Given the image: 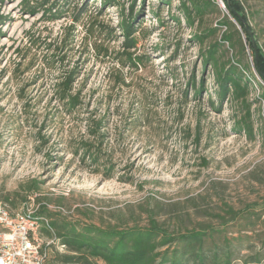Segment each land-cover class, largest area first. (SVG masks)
Instances as JSON below:
<instances>
[{
  "label": "rangeland",
  "instance_id": "rangeland-1",
  "mask_svg": "<svg viewBox=\"0 0 264 264\" xmlns=\"http://www.w3.org/2000/svg\"><path fill=\"white\" fill-rule=\"evenodd\" d=\"M24 1L0 0L7 16L0 23V198L9 197L13 210L100 226L155 220L184 232L218 226L228 207L264 197L262 135L250 140L229 132L234 106L217 111L205 91L197 98L187 84L194 69L201 75L200 47L188 41L195 28L171 17L179 0L171 6L137 0L140 27L130 47L120 21L121 5L127 13L132 0L106 7L102 0H30L54 4L53 12H65L58 19L42 8L26 10ZM216 1L202 28L229 16L223 0ZM244 4L256 13L250 21L264 48V0ZM159 6L163 22L152 15ZM126 51L144 61L122 63ZM72 70L78 71L73 93L79 90L82 101L75 112L56 93V83ZM207 76V90L214 92ZM98 119L106 126L103 161L113 164L112 176L74 152L81 141L97 143L88 128ZM38 134L49 143L41 146ZM34 180L40 190L32 193ZM42 241L45 263L62 264L53 258L65 248L46 235ZM247 254L244 249L240 257Z\"/></svg>",
  "mask_w": 264,
  "mask_h": 264
},
{
  "label": "trees",
  "instance_id": "trees-1",
  "mask_svg": "<svg viewBox=\"0 0 264 264\" xmlns=\"http://www.w3.org/2000/svg\"><path fill=\"white\" fill-rule=\"evenodd\" d=\"M141 1L144 5L145 0ZM244 1L223 0L229 16L225 15L215 26L206 28H202L205 18L218 7L216 0H179L178 15L171 17L180 26L195 28L188 41L200 47L201 75L197 78L194 69L187 80L195 97L200 98L205 91L210 106L220 112L225 103H231L234 115L229 132L244 134L250 140L261 134L264 140V48L250 21V16L254 17L256 13H249ZM136 2L132 0L127 13L121 5L120 26L128 47L136 46L138 39L136 32L140 24L136 18L140 11L135 9ZM160 2L171 6V0ZM43 5L44 2L24 1L26 10L34 12L42 8L49 19H58L65 13L61 9L53 12L54 4L49 8ZM108 5H119V0H102L103 7ZM82 10L75 13L77 19ZM160 10L162 6L153 10L152 15L163 22ZM6 18L0 13V23ZM122 55V63L128 62L134 67L145 58L128 51ZM208 73L213 78L214 92L207 90ZM77 75L78 71L72 70L56 83V93L69 112L77 111L82 104L80 91L73 93ZM91 125L88 131L97 143L81 141L74 152L81 153L86 166L94 165L96 171L112 176L115 172L113 164L103 161L105 133L101 130L106 127L104 119L93 120ZM38 136L42 140L41 146L49 143L48 138ZM121 178L131 179L128 176ZM39 190L37 180L28 185L29 192ZM3 200L13 203L7 196ZM219 217L222 222L218 226L207 224L184 232L169 231L155 220L144 226L120 227L49 218L50 228L42 227L41 234L65 245L64 252L57 250L53 258L62 264H237L238 260L243 264H264V197L243 208L228 207ZM244 249L248 254L240 257Z\"/></svg>",
  "mask_w": 264,
  "mask_h": 264
},
{
  "label": "built area",
  "instance_id": "built-area-1",
  "mask_svg": "<svg viewBox=\"0 0 264 264\" xmlns=\"http://www.w3.org/2000/svg\"><path fill=\"white\" fill-rule=\"evenodd\" d=\"M42 227L50 228L49 218L15 211L0 198V264H46Z\"/></svg>",
  "mask_w": 264,
  "mask_h": 264
},
{
  "label": "water",
  "instance_id": "water-1",
  "mask_svg": "<svg viewBox=\"0 0 264 264\" xmlns=\"http://www.w3.org/2000/svg\"><path fill=\"white\" fill-rule=\"evenodd\" d=\"M247 30H248V32L250 33V35L252 36L253 34H252L251 29H250L249 27H247ZM252 42L255 44V39H254V37L252 38ZM255 50L257 51L256 46H255Z\"/></svg>",
  "mask_w": 264,
  "mask_h": 264
}]
</instances>
